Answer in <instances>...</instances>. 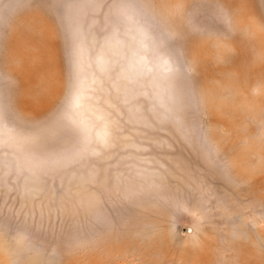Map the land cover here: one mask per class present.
<instances>
[{
	"label": "rangeland",
	"instance_id": "rangeland-1",
	"mask_svg": "<svg viewBox=\"0 0 264 264\" xmlns=\"http://www.w3.org/2000/svg\"><path fill=\"white\" fill-rule=\"evenodd\" d=\"M0 264H264V0H0Z\"/></svg>",
	"mask_w": 264,
	"mask_h": 264
}]
</instances>
